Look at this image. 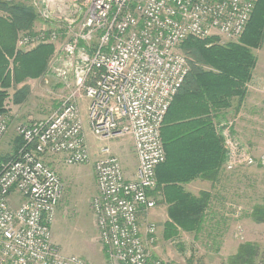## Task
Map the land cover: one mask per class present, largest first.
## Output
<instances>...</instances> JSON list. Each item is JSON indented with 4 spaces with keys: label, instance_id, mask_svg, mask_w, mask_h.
Returning <instances> with one entry per match:
<instances>
[{
    "label": "built area",
    "instance_id": "2783aa9c",
    "mask_svg": "<svg viewBox=\"0 0 264 264\" xmlns=\"http://www.w3.org/2000/svg\"><path fill=\"white\" fill-rule=\"evenodd\" d=\"M257 2L86 0L81 19L65 17L69 37L63 41L60 25L19 31V49L59 43L47 71L69 91L49 118L17 127L23 144L0 167V264H92L53 242L64 182L47 162L57 157L75 166L91 160L85 117L100 142L131 136L138 159L132 178L110 146L100 147L95 163L98 193L91 206L109 264H173L152 256L157 227L144 228L141 213L157 206L152 191L167 159L162 127L190 70L180 46L191 37H240ZM47 8L42 16L49 19ZM8 129L9 116L0 112V141ZM223 135L230 158L234 146L225 130Z\"/></svg>",
    "mask_w": 264,
    "mask_h": 264
},
{
    "label": "rangeland",
    "instance_id": "374dc122",
    "mask_svg": "<svg viewBox=\"0 0 264 264\" xmlns=\"http://www.w3.org/2000/svg\"><path fill=\"white\" fill-rule=\"evenodd\" d=\"M9 1L32 6L39 15L35 23L36 28L62 26L64 32L61 41L69 37L65 17L81 19L87 10L86 0ZM47 6L52 12L49 19L42 16V10H48ZM0 15L10 18V15L2 10ZM19 31L16 32L15 53L9 56L6 69L3 70L4 76L12 79L19 66L17 54L32 50L18 48ZM241 36L212 37L221 43H227L237 41ZM58 45L59 43L55 45V50ZM55 53L54 51L53 55ZM25 84L30 87L29 95L23 102L16 103L15 92ZM68 91L69 86L52 70L46 71L40 77H28L21 83L13 80L12 86L7 89L8 97L4 102L5 113L9 116V129L0 141V167L23 144L17 127L20 124L49 118L60 108ZM86 104L87 102H81L84 116ZM256 106L246 108V118L231 114L223 122L224 126H229L224 129L227 132V142L232 143L234 148L229 153L230 158L228 156L229 160L221 173L216 191L217 199L211 203L200 230H181L179 236L166 239L165 223L159 224L149 215L141 220L144 228L150 223H155L157 227V239L150 246L153 257L173 264H230V257L237 253L241 244L252 243L260 249L255 264H264V222H257L252 217L255 206H264V105ZM85 126L92 155L88 163L69 166L57 157L47 159L60 173L64 182L63 196L53 223V242L66 255H79L92 264H107L91 206L94 196L98 193L95 163L100 147L110 146L129 175L136 168L137 156L131 136L123 135L100 142L91 134L86 117ZM152 195L157 200V208L161 198L158 183Z\"/></svg>",
    "mask_w": 264,
    "mask_h": 264
},
{
    "label": "trees",
    "instance_id": "16d2710c",
    "mask_svg": "<svg viewBox=\"0 0 264 264\" xmlns=\"http://www.w3.org/2000/svg\"><path fill=\"white\" fill-rule=\"evenodd\" d=\"M0 112H5L7 89L12 82L46 73L55 51L51 42L41 43L27 53H18L14 78L5 75L9 56L15 53L17 30H33L39 18L36 10L23 3L0 0ZM264 42V0H258L244 35L237 41L221 43L215 37L188 38L180 46L189 60L190 70L175 96L164 120L162 138L167 159L157 169L158 191L168 205L169 219L164 224L166 239L179 236L181 230L197 231L205 222L212 203L208 191L200 194L186 190L195 179L215 181L228 160L223 122L229 108L238 110L248 94L258 58L254 52ZM30 87L15 92V102H23ZM237 103L234 104V101ZM17 152V151H16ZM16 152L5 162L15 157ZM4 162V163H5ZM252 217L264 222V206H255ZM259 246L243 243L229 259L230 264H255Z\"/></svg>",
    "mask_w": 264,
    "mask_h": 264
},
{
    "label": "crops",
    "instance_id": "0c3cea01",
    "mask_svg": "<svg viewBox=\"0 0 264 264\" xmlns=\"http://www.w3.org/2000/svg\"><path fill=\"white\" fill-rule=\"evenodd\" d=\"M254 52L258 58V61H257V66L253 72L252 80L248 84L247 97L244 99L242 106L238 110V112L237 110H235V108H229L226 111L227 116L231 114H237V116L240 118H246L245 116H246L247 107L249 108L251 106L255 107L256 105L257 106L264 105V42L262 46L258 49H255ZM236 103L237 100L234 101V104ZM137 167H138V159H137L136 168H134V170L129 175L125 172L126 176L130 178L134 177L136 174ZM225 167H226V163L224 164L222 171L225 169ZM220 177H217L215 181L198 178L189 183H186L184 186L186 190L194 193L195 195L200 194V192L202 191L210 192L212 195V202H213L216 201L217 199L216 191L218 190ZM146 215H149L150 217H152V219H156V221H158L159 224L165 223L169 219L168 205L163 201L162 198H159L158 207L142 212L141 220L142 219L144 220L146 218ZM146 227L147 225L145 226V228ZM105 258L107 264H109L106 254H105Z\"/></svg>",
    "mask_w": 264,
    "mask_h": 264
}]
</instances>
